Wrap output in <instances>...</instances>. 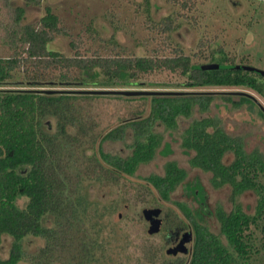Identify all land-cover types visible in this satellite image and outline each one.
Wrapping results in <instances>:
<instances>
[{
  "label": "trees",
  "instance_id": "16d2710c",
  "mask_svg": "<svg viewBox=\"0 0 264 264\" xmlns=\"http://www.w3.org/2000/svg\"><path fill=\"white\" fill-rule=\"evenodd\" d=\"M22 1L28 6H40L43 0H0V42L11 51L9 58H0V249L4 236L14 241L7 258L0 254V264H18L25 260L24 240L29 236L48 240L49 246L44 248L43 253L45 256L48 252L52 253L56 234L47 223L54 217V224H58L60 216L70 220L68 231L75 234L78 228L83 229L80 230L83 240L78 246L71 245V263H77L79 250L84 261L93 262L94 250L102 248L100 234L105 228L102 221L117 208H102L90 201L87 193H79L75 202L69 200V196L65 201L64 190L68 188V182L74 176L79 180L81 190L85 189L86 181L82 175L86 170L89 174L85 175H92L90 178L94 177L102 183L109 181L118 184L126 176H135L139 167L152 162L162 147L163 137L156 127L176 130L179 120L191 118L196 106L202 112H208L214 97L168 91L149 96L101 95L90 89L137 87L141 85L143 76L167 71L185 79L179 85L182 88L242 87L264 97V77L241 69L199 68L210 64H244H237L236 59L229 57L222 49L212 51L208 56H202L201 52L198 59H204L203 64L193 62L191 56L178 48L172 50L171 56L165 57L158 54L145 57L119 53L103 55L100 52L84 56L80 47L73 42L75 53L67 56L50 48L58 37L68 35L61 19L47 9L46 15L38 23H26V10L20 5ZM160 25L165 33L177 28L171 18H166ZM20 75L23 76V83L29 87L58 85L83 90L5 88L18 83L16 78ZM92 94L98 97L115 96L127 101L150 100L151 111L145 116V111L139 110L132 118L123 120L116 128L102 135V138L88 133L92 134L88 140L82 139L84 142L81 140L75 145L78 139L74 131L80 119L72 112V102L78 97H91ZM224 99L234 108L255 105V100L246 94L239 101L231 97ZM260 113L264 119V112ZM130 133L132 141L126 143L129 153L125 157L107 153L103 149L105 142H126ZM181 139L182 148L189 155L192 154L191 166L212 174L211 185L214 189L225 186L232 188L233 204L230 211L221 207L215 211L220 225V234H216L199 223L186 204L175 203L195 229L193 253L184 264L248 263L253 253L252 234L249 231L252 225L258 226L264 220V155L259 150L248 152L243 140L227 133L218 119L213 117L194 120ZM171 152L170 145H166L163 155L168 156ZM64 162L65 165L61 166ZM77 163H80L79 167H76ZM85 166L86 170H82ZM186 177L187 172L183 168L176 162H169L164 174H153L145 178L146 183L134 188L137 194L135 198L139 204H148V197L157 192L159 199L169 202L177 188L185 183ZM61 190L64 191L63 199ZM185 190L205 212L208 197L204 186L197 182L186 185ZM248 192L258 196L253 214L247 212L239 202V198ZM21 199H26L23 208L18 205ZM94 220L90 229L87 224ZM172 220L181 227L187 226L178 217ZM127 238L130 239V235ZM129 239L128 244L132 243ZM153 253L145 254L148 264L159 257ZM142 256L133 264H144Z\"/></svg>",
  "mask_w": 264,
  "mask_h": 264
},
{
  "label": "rangeland",
  "instance_id": "374dc122",
  "mask_svg": "<svg viewBox=\"0 0 264 264\" xmlns=\"http://www.w3.org/2000/svg\"><path fill=\"white\" fill-rule=\"evenodd\" d=\"M184 4H187L186 7ZM20 5L26 10V23H38L46 15L47 9H51L61 19V24L67 29L68 35L58 37L50 48L67 56H73L75 53L72 47L73 42L80 47L79 50L84 56H92L95 52H100L103 55L119 53L145 57L158 54L165 57L171 56L172 50L178 48L191 56L193 62L203 64L204 59H198L201 52H203L202 56H208L212 51L222 49L229 57H234L237 64L244 63L243 65L264 70V0H43L40 6H28L23 1ZM1 17L0 15V19ZM166 18H171L177 26L171 33H165L160 29V23L162 24ZM10 55L9 47L0 42V58H9ZM16 81L18 83H12L5 88L83 90L80 87L58 85L29 87L23 83L22 75L17 77ZM184 81L185 79L179 74L158 71L143 76L140 86L115 89L190 92L201 97H214V102L208 112H202L196 106L193 116L189 119L181 118L176 130H166L164 126L156 127V131L163 137L162 147L152 162L139 167L135 176H126L120 179L118 184L109 181L102 183L94 177L90 178L92 175H85L89 174L85 166L81 168L86 170L82 175V178L85 177L83 180L86 181V188L83 190L79 180L74 176L71 178L65 192L60 191L62 199L64 192L65 201L69 196V200L75 202L79 193H87L90 195L89 200L98 203L100 207L115 206L117 208V211L102 221L105 227L100 234L102 248L94 250V261H84L83 254L79 250L76 264H133L138 257L142 255L145 257L147 253H142L139 248L140 239L143 238L145 231L149 236L152 234L143 218V210L146 208H161L169 220L178 217L185 224L191 225V221L175 205L176 202L184 203L192 210L199 223L213 233L220 234V225L215 211L220 207L227 211L232 209V188L225 186L214 189L211 185L212 174L191 166L192 154L189 155L182 148L181 137L194 120L213 117L218 119L227 133L241 138L248 152L259 150L264 155V119L260 113L263 111L261 107L264 108V97L252 89L242 87L182 88L179 85ZM243 94L252 97L255 105L234 108L224 99L231 97L239 101ZM90 96L78 97L77 100L71 101L74 107L72 112H75L80 119L74 131V136L78 139L75 145L81 143L82 139L88 140L93 133L102 138V135L116 128L123 120L132 118L139 110L145 111V116L151 111L150 100L127 101L115 96L98 97L94 94ZM100 140L96 144V152ZM131 141L130 133L126 142H105L103 149L107 153L125 157L129 153L126 143ZM166 145H170L172 151L168 156L163 155ZM169 162H176L187 172L185 183L177 188L169 202L159 199L156 192L155 195L148 197V204H139L135 198L137 194L134 188L146 183L145 178L153 174H164ZM79 164L77 163L76 167H79ZM64 165L65 162L61 166ZM262 181L264 182V178ZM194 182L201 183L206 190L208 206L205 212L185 191L186 185ZM239 202L247 212L253 214L258 196L248 192L239 198ZM25 203L26 199L18 201V205L22 208ZM69 221L66 216H60L58 224H54V217L49 219L48 227L54 230L56 237L53 252H48L46 256L43 250L48 248V240L35 236L27 237L24 240L27 257L18 264H72L70 248L72 244V246L74 244L78 246V243L83 240V232L80 231L83 229L78 228L75 234L68 231ZM94 223L95 220L87 225L92 229L91 225ZM249 232L252 234L253 253L250 261L242 264H264V220L260 221L258 226L252 225ZM127 235H130V239ZM153 238L154 240L150 241L158 246L160 237ZM92 239L94 240L95 237ZM128 239L132 243L128 244ZM13 242V238L4 236L0 249L3 258L9 256ZM142 262L148 264L145 258ZM159 263L160 261L155 260L151 264Z\"/></svg>",
  "mask_w": 264,
  "mask_h": 264
},
{
  "label": "flooded vegetation",
  "instance_id": "af4514ba",
  "mask_svg": "<svg viewBox=\"0 0 264 264\" xmlns=\"http://www.w3.org/2000/svg\"><path fill=\"white\" fill-rule=\"evenodd\" d=\"M196 183L197 182H194L193 184L190 185H194ZM158 209L161 210L160 218L163 220L161 231L159 233L151 234L150 235L151 239L149 234L145 231L143 234V238L140 239V247H139L140 251H142V253L154 252L153 254L156 253L157 255H159L160 258L157 257L155 259L160 261L159 264H184L185 261H188L191 258L193 253L194 244L196 240L194 226L191 223V225L187 224L186 227L185 226L181 227L177 225L176 222H174L173 220H169L168 218H166L163 209L161 208ZM146 222L150 229V223L148 221ZM187 233L192 234V240L190 242H187L184 246L188 251L187 252L179 251L177 254H169L168 251L176 249ZM154 236L160 237L159 241L157 242L158 246H155L156 244L150 241V240H154L153 238ZM142 257L145 258L144 256Z\"/></svg>",
  "mask_w": 264,
  "mask_h": 264
},
{
  "label": "water",
  "instance_id": "95a60500",
  "mask_svg": "<svg viewBox=\"0 0 264 264\" xmlns=\"http://www.w3.org/2000/svg\"><path fill=\"white\" fill-rule=\"evenodd\" d=\"M201 69H241L244 71L254 72L264 77V70L258 69L250 65H224V64H210L199 67ZM97 94L108 95V94H119L124 96H141V95H155L164 94L162 91H135V90H96L93 91ZM168 93H174L169 92ZM263 112L264 108L261 107ZM161 210L158 208H146L143 210V218L150 223V233H159L161 231L163 220L160 218ZM192 240V234L187 233L179 246L176 249L169 250V254H177L179 251L187 252L185 244Z\"/></svg>",
  "mask_w": 264,
  "mask_h": 264
}]
</instances>
